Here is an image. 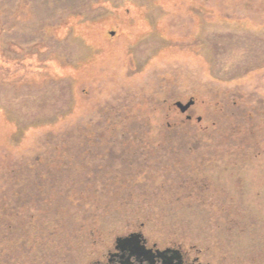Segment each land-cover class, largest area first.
I'll return each instance as SVG.
<instances>
[{"label":"rangeland","instance_id":"1","mask_svg":"<svg viewBox=\"0 0 264 264\" xmlns=\"http://www.w3.org/2000/svg\"><path fill=\"white\" fill-rule=\"evenodd\" d=\"M263 139L264 0H0V258L23 254L24 232L27 264L101 259L136 230L210 259L231 237L258 244L254 223L264 243ZM108 141L140 156L113 197L103 164L68 158ZM23 170L69 187L29 211L5 199Z\"/></svg>","mask_w":264,"mask_h":264},{"label":"flooded vegetation","instance_id":"2","mask_svg":"<svg viewBox=\"0 0 264 264\" xmlns=\"http://www.w3.org/2000/svg\"><path fill=\"white\" fill-rule=\"evenodd\" d=\"M263 141L264 139L262 142ZM256 148L259 151L261 149V145ZM6 215L8 216V214H5L3 218ZM244 224L246 225L244 230L247 228L251 230V222H244ZM254 224L255 238L249 239V241H253V243L257 242L258 244H252V247L248 244V247L245 246L247 249L245 247L237 249L236 243L239 238L231 237L232 239H228L229 248H224L225 250H223V254L218 256L214 253L211 259L209 258V254H207V252L204 253L203 249L197 247L195 244L194 246H190V244L182 241L177 244H168L161 247L158 242H150V239L145 236L144 233L136 230L125 235L115 237L110 247H107V250H104L103 248L104 251L101 259L96 258L85 263V258V260L81 261L80 264H264V243H262L261 240L260 224ZM3 227V231L10 230L9 223L3 224ZM12 229L13 232H15V225H12ZM1 231L2 230L0 228V243L2 242V238L5 237V235H1ZM131 234L139 235L131 236ZM21 235L19 236V239H22L21 245L23 254H14L15 260L13 261L0 258L2 261L1 263L27 264L25 257L26 232ZM243 238L247 240L249 237Z\"/></svg>","mask_w":264,"mask_h":264},{"label":"trees","instance_id":"3","mask_svg":"<svg viewBox=\"0 0 264 264\" xmlns=\"http://www.w3.org/2000/svg\"><path fill=\"white\" fill-rule=\"evenodd\" d=\"M74 139H72V143L75 142L73 141ZM79 141L76 142L75 144H79L77 149H81L79 147H82L84 142V139H78ZM109 145L106 146L105 143L101 144L100 147L98 146L97 149H99L100 154L98 155L97 152L96 153H92V148H88V151L90 154H85V156L83 157H79L78 154H75L71 156H69L68 158L71 159L73 161L76 162L80 159H84L83 162L84 164H86V166L89 164L92 167H96L98 164H103L104 169L106 170L103 171L102 169H100L99 167H96L93 171L94 174H96L97 178H95V180H99L100 185H101V189L105 192L104 196H117V193H120V189L119 188H123L126 187L129 183V176L131 175V168L133 166V159H138L140 156L138 155L134 156L133 159L127 158L126 156L128 155H124V153L122 154H114V149H116V145H113L111 141H108ZM112 153H113V157H112ZM98 156L100 157V159H98ZM118 157V162L116 163L115 158ZM165 159V158H164ZM141 158L138 160L140 161ZM176 163H180V159L178 157H176ZM123 161H126L123 162ZM166 161V160H165ZM71 162L67 161L64 162L62 165L66 166L69 165ZM72 164V163H71ZM147 158L145 161H140V167H146L147 166ZM70 166V165H69ZM128 168H127V167ZM165 166V165H164ZM101 167V166H100ZM73 164H72V170L73 171ZM70 170V169H69ZM25 170L22 171V174L24 173ZM115 171V173H114ZM104 174L107 176L104 178ZM55 175V174H53ZM100 175V176H98ZM16 177V174H14V178ZM37 173L33 172L32 176H30V173H28L26 171V174L20 175V178L18 179H8L9 184H12V187H9V189H5L6 192H8V195L5 199H16L19 198L22 201V204H24V208L30 209L29 211L35 209V210H39L40 204H41V198H39V201L37 202V195H36V199H34L35 197V192L36 191H40L41 193H47L49 196L52 197V193L53 192H57L58 195H62L64 192H66V188H68L69 186H66V188L64 187V185L66 184V180L65 179H58L55 178L54 181H52L51 183H40V185L36 184L37 181ZM126 177V178H124ZM108 178V179H107ZM128 178V179H127ZM11 180V181H9ZM116 180H119L118 182H116ZM199 180H202V178H195V179H185L183 182L186 185H189L190 183H193V181L195 182H199ZM204 180V179H203ZM7 181V180H5ZM89 183L92 186L96 185L95 182L92 179L88 180ZM114 181V187L111 186L112 182ZM36 182V183H35ZM54 182V184H53ZM111 182V183H110ZM39 183V182H38ZM120 184L122 187H118V184ZM14 184V185H13ZM52 186H50V185ZM129 186V185H128ZM130 187V186H129ZM181 188V186H180ZM202 190V189H201ZM119 191V192H118ZM202 192V191H201ZM5 193V192H3ZM11 193V194H9ZM17 193V194H16ZM37 193V192H36ZM204 197V196H202ZM106 198V197H105ZM111 202V201H109ZM206 201L203 202L201 204H205ZM53 205H50V207L52 209H54L52 207ZM42 209V208H41ZM26 214V213H25ZM17 216V211H12V213L10 215H8V218H15ZM29 216V213H28ZM25 219L24 222L27 221V215H24Z\"/></svg>","mask_w":264,"mask_h":264},{"label":"water","instance_id":"4","mask_svg":"<svg viewBox=\"0 0 264 264\" xmlns=\"http://www.w3.org/2000/svg\"><path fill=\"white\" fill-rule=\"evenodd\" d=\"M194 103L193 99L188 100L186 103H182L180 101L175 102L176 107L179 109L180 112H186L189 107ZM139 234H131V236H138ZM121 239V238H118Z\"/></svg>","mask_w":264,"mask_h":264},{"label":"bare ground","instance_id":"5","mask_svg":"<svg viewBox=\"0 0 264 264\" xmlns=\"http://www.w3.org/2000/svg\"><path fill=\"white\" fill-rule=\"evenodd\" d=\"M182 198V197H181Z\"/></svg>","mask_w":264,"mask_h":264}]
</instances>
